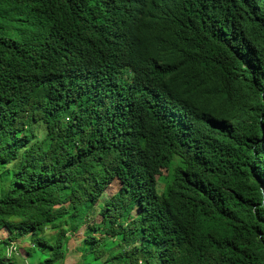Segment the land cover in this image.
I'll use <instances>...</instances> for the list:
<instances>
[{
	"label": "trees",
	"instance_id": "1",
	"mask_svg": "<svg viewBox=\"0 0 264 264\" xmlns=\"http://www.w3.org/2000/svg\"><path fill=\"white\" fill-rule=\"evenodd\" d=\"M3 21L0 264L26 238L54 263L77 215L106 264H264V0H0Z\"/></svg>",
	"mask_w": 264,
	"mask_h": 264
},
{
	"label": "rangeland",
	"instance_id": "2",
	"mask_svg": "<svg viewBox=\"0 0 264 264\" xmlns=\"http://www.w3.org/2000/svg\"><path fill=\"white\" fill-rule=\"evenodd\" d=\"M23 28L19 25V22L17 21H3L2 27L0 28V33L4 36H11V37H18L20 29ZM162 173H167L165 169L162 170ZM163 186V184H160ZM120 187V181L118 179H115L107 188L106 195L111 196L114 193L118 191ZM65 208L61 206L58 208V211H64ZM133 215L136 214V210L132 212ZM99 219V218H97ZM88 224V222H87ZM134 226V223L131 222V220L128 221V226L124 229L127 230L129 227ZM86 230V223L84 222V216L83 215H77L74 222L73 227L71 229V234L74 235V238L71 239L69 246L67 250H58L57 253H59L60 258H58L54 263L51 264H106V254H104L102 257L94 258L93 254L83 256L82 253H80L76 245L78 244L80 238L84 237ZM147 236L148 238H152L153 236L155 238L160 240L162 239V236L155 234L154 226L149 223L148 226H146ZM51 233H54L53 230H47V235H50ZM7 233L4 230H0V238L6 237ZM171 239L174 240L173 236H170ZM112 243V242H111ZM15 247H22L25 248L32 247V252L34 253L32 256L26 255L25 251H19L18 248L10 247L8 251V256H10V259L16 264H44V261L49 258L48 253H43L39 250V248H34V244L30 243V239H22L16 241L14 243ZM114 254L112 257L116 258V261H118L121 258V251L113 252ZM14 256V257H13ZM9 259V257H8ZM153 263L150 261V264Z\"/></svg>",
	"mask_w": 264,
	"mask_h": 264
}]
</instances>
